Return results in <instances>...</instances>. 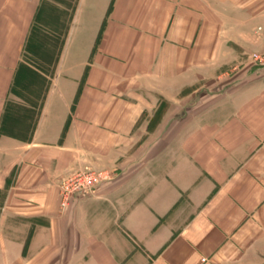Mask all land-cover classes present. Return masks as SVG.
<instances>
[{
	"label": "crops",
	"instance_id": "1",
	"mask_svg": "<svg viewBox=\"0 0 264 264\" xmlns=\"http://www.w3.org/2000/svg\"><path fill=\"white\" fill-rule=\"evenodd\" d=\"M40 2L0 0V264H264V0H75L30 103Z\"/></svg>",
	"mask_w": 264,
	"mask_h": 264
},
{
	"label": "trees",
	"instance_id": "2",
	"mask_svg": "<svg viewBox=\"0 0 264 264\" xmlns=\"http://www.w3.org/2000/svg\"><path fill=\"white\" fill-rule=\"evenodd\" d=\"M75 0H41L27 34L21 62L17 67L11 91L25 89L27 102L37 101L43 89V78L37 71H48L56 62L70 21ZM20 130H23V124ZM16 125L7 120V109L0 123V136L12 134Z\"/></svg>",
	"mask_w": 264,
	"mask_h": 264
},
{
	"label": "built area",
	"instance_id": "3",
	"mask_svg": "<svg viewBox=\"0 0 264 264\" xmlns=\"http://www.w3.org/2000/svg\"><path fill=\"white\" fill-rule=\"evenodd\" d=\"M110 175L105 170L85 168L68 175L59 181L60 205L66 207L75 195L88 196L102 182L109 179Z\"/></svg>",
	"mask_w": 264,
	"mask_h": 264
},
{
	"label": "rangeland",
	"instance_id": "4",
	"mask_svg": "<svg viewBox=\"0 0 264 264\" xmlns=\"http://www.w3.org/2000/svg\"><path fill=\"white\" fill-rule=\"evenodd\" d=\"M261 33L262 30L260 28L258 27L255 28L256 37H259ZM257 41L259 42L258 43L255 42V54L253 55L252 59L255 61V67L260 68V67H264V44H261L260 40Z\"/></svg>",
	"mask_w": 264,
	"mask_h": 264
}]
</instances>
